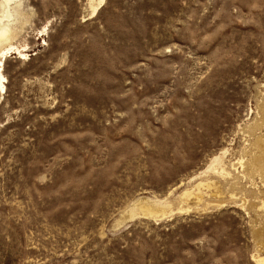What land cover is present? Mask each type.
<instances>
[{
    "label": "rangeland",
    "instance_id": "obj_1",
    "mask_svg": "<svg viewBox=\"0 0 264 264\" xmlns=\"http://www.w3.org/2000/svg\"><path fill=\"white\" fill-rule=\"evenodd\" d=\"M99 2L21 0L0 264H264V0Z\"/></svg>",
    "mask_w": 264,
    "mask_h": 264
},
{
    "label": "bare ground",
    "instance_id": "obj_2",
    "mask_svg": "<svg viewBox=\"0 0 264 264\" xmlns=\"http://www.w3.org/2000/svg\"><path fill=\"white\" fill-rule=\"evenodd\" d=\"M92 1V0H91ZM89 0V2H91ZM94 1V0H93ZM103 0H100V4ZM92 4V12L96 13L99 8L98 5ZM21 0H0V91L5 90L6 77L2 73L3 63L8 53L15 52L17 57L22 59L25 58L27 53V46L20 48L13 41L18 36H22L24 25L27 24V16L23 14V9H21ZM42 32V31H40ZM42 34V33H41ZM24 45V44H23ZM22 46V44H21Z\"/></svg>",
    "mask_w": 264,
    "mask_h": 264
}]
</instances>
